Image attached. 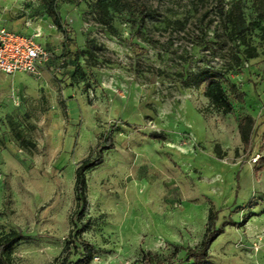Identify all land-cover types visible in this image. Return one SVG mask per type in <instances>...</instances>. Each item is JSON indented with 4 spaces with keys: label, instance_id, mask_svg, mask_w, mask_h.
Returning a JSON list of instances; mask_svg holds the SVG:
<instances>
[{
    "label": "rangeland",
    "instance_id": "1",
    "mask_svg": "<svg viewBox=\"0 0 264 264\" xmlns=\"http://www.w3.org/2000/svg\"><path fill=\"white\" fill-rule=\"evenodd\" d=\"M96 1L0 0V26L39 34L52 54L42 80L0 72V237H26L14 263L61 254L77 221L76 169L117 125L103 164L87 173L92 264H144L149 251L187 264L174 250L201 242L212 205L217 226L229 225L211 262L264 264V16L242 0L246 51L216 0H104L103 20ZM53 2L65 32L48 15ZM138 6L158 17L142 21ZM205 69L224 76L232 113L191 84ZM245 116L254 121L246 149Z\"/></svg>",
    "mask_w": 264,
    "mask_h": 264
},
{
    "label": "trees",
    "instance_id": "2",
    "mask_svg": "<svg viewBox=\"0 0 264 264\" xmlns=\"http://www.w3.org/2000/svg\"><path fill=\"white\" fill-rule=\"evenodd\" d=\"M217 8L222 16V21L225 26L230 31L231 36H236L242 39L244 45L247 46L249 51L251 48L248 43L245 42V33L247 31L246 21L243 16V4L242 0H231L227 3L226 0H216ZM104 0H97L93 9L98 13L99 17L103 20L104 15H102ZM255 10L259 15L264 16V0H252ZM129 7H133L135 4H126ZM138 12L142 16V21L148 18L158 17V13L155 10H148L145 6H138ZM49 17L52 19L54 25L62 32H65L62 25V19L56 11L55 3H51L47 9ZM134 44H130L133 48ZM65 47H67L65 42ZM82 54L81 50H78L75 54V60L79 61ZM249 57H252L249 55ZM88 65L94 66L90 62ZM83 79L85 77L83 70L80 69ZM78 81V79H75ZM191 84L197 87L205 86L204 95L209 100L213 109L222 115H228L233 111V105L230 100V93L227 92L224 84L226 82L223 75L212 69H205L197 74L192 75ZM89 86H86L88 91ZM254 121L250 116L241 117L238 120L237 129L239 133V138L242 143L243 148H248L250 145V132ZM117 128V125H113L111 132L103 140V142L98 146V151L94 157L87 158L83 160L78 168L76 169V180H75V197L77 201L78 213L77 221L74 222V228L70 231L68 240L61 252V254L51 263V264H92L97 256V251L92 247V245L82 239L83 233L86 231L87 225L89 224V219L83 221L85 216L87 206H88V196H87V173L98 168L103 164V152L113 148V132ZM19 137H21L19 135ZM34 146V144L31 143ZM264 161V158L261 157ZM219 220V210L215 208L214 205L210 207L208 214V221L205 233L201 239V242L196 247L180 248L176 247L174 254H178L181 251H185L187 257V264H213L210 258V249L214 242L224 233L225 226L218 227L217 222ZM80 224L81 228L76 230L77 225ZM235 225V223H233ZM26 237L18 231H11L0 237V264H15L13 260V253L15 247L25 240ZM78 253L79 258L72 259L74 254ZM144 264H161L158 255L153 252H146L143 256Z\"/></svg>",
    "mask_w": 264,
    "mask_h": 264
},
{
    "label": "built area",
    "instance_id": "3",
    "mask_svg": "<svg viewBox=\"0 0 264 264\" xmlns=\"http://www.w3.org/2000/svg\"><path fill=\"white\" fill-rule=\"evenodd\" d=\"M39 34L22 35L0 26V72L9 76L28 74L41 79V68L51 53L38 41Z\"/></svg>",
    "mask_w": 264,
    "mask_h": 264
},
{
    "label": "crops",
    "instance_id": "4",
    "mask_svg": "<svg viewBox=\"0 0 264 264\" xmlns=\"http://www.w3.org/2000/svg\"><path fill=\"white\" fill-rule=\"evenodd\" d=\"M8 27V26H7ZM9 29H11V30H13L14 32H16V33H19V32H17V31H15L13 28H11V27H8ZM22 34V33H21ZM29 35V34H28ZM31 35V34H30ZM46 68V64L45 65H43L42 66V68H41V72H42V77H41V79H37V78H35V77H32V76H30V75H28V74H26V75H28V76H30V77H32V78H34V79H36V80H42L43 78H44V72H43V70ZM16 75H19V74H16ZM16 75H14V76H16ZM12 77V76H11ZM21 76H18L17 78L19 79Z\"/></svg>",
    "mask_w": 264,
    "mask_h": 264
}]
</instances>
